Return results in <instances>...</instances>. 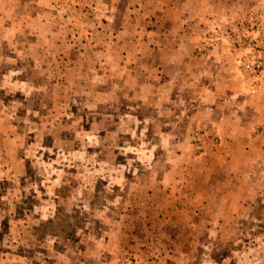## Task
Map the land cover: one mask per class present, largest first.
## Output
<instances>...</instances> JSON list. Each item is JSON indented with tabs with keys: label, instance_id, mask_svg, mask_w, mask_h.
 I'll use <instances>...</instances> for the list:
<instances>
[{
	"label": "rangeland",
	"instance_id": "374dc122",
	"mask_svg": "<svg viewBox=\"0 0 264 264\" xmlns=\"http://www.w3.org/2000/svg\"><path fill=\"white\" fill-rule=\"evenodd\" d=\"M252 89L264 0H0V264H264Z\"/></svg>",
	"mask_w": 264,
	"mask_h": 264
},
{
	"label": "crops",
	"instance_id": "0c3cea01",
	"mask_svg": "<svg viewBox=\"0 0 264 264\" xmlns=\"http://www.w3.org/2000/svg\"><path fill=\"white\" fill-rule=\"evenodd\" d=\"M234 81L235 80H233V82ZM230 90L232 92L231 88H230ZM237 92H238V89L236 87L234 92H232L233 94L230 93V95L228 97H230L231 95L236 94ZM251 92L252 93L250 94V96L256 94V93H254L253 89H252ZM256 96H259V95L256 94L254 97H256ZM259 97H258V102H256V104L253 106L252 111L250 113H248L250 115V116H248L249 121L245 124V127H244V134L245 133L252 134L253 135L252 138L255 137V131H256V133L264 132V94H261ZM229 111L233 112V111L230 110V108H229ZM233 113H236V115H238L241 119H243L242 116H241V113H239L238 111L233 112ZM232 117H235V115H232ZM242 136H243V134H242ZM225 145H230L231 147H233L232 139H230V141L226 140V138L222 139L220 147H219L221 149L219 151V153H221L220 158L221 157L222 158L226 157L227 150L224 147ZM261 154L262 153H260L258 155L257 154L253 155V153H252V158L251 159H253L255 161H260Z\"/></svg>",
	"mask_w": 264,
	"mask_h": 264
}]
</instances>
